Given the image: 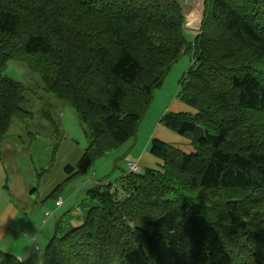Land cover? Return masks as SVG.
Masks as SVG:
<instances>
[{
  "label": "trees",
  "instance_id": "obj_1",
  "mask_svg": "<svg viewBox=\"0 0 264 264\" xmlns=\"http://www.w3.org/2000/svg\"><path fill=\"white\" fill-rule=\"evenodd\" d=\"M184 52L176 97L196 112L159 122L195 150L151 139L159 168L89 188L93 205L56 221L40 264H264V0H207L192 39L174 0H0V139L26 90L3 69L23 61L86 127L58 189L134 135Z\"/></svg>",
  "mask_w": 264,
  "mask_h": 264
},
{
  "label": "rangeland",
  "instance_id": "obj_2",
  "mask_svg": "<svg viewBox=\"0 0 264 264\" xmlns=\"http://www.w3.org/2000/svg\"><path fill=\"white\" fill-rule=\"evenodd\" d=\"M186 36L192 39L195 31L186 30ZM191 65V54L184 52L170 66L167 75L154 89L152 100L142 115L134 135L122 145L97 157L86 175L75 177L56 189L65 178V165H75L89 145L86 127L70 103L43 89L39 73L34 72L26 62L8 60L3 73L24 84L26 90L20 108L25 113L14 116L1 137L0 216L6 213V206L11 203L22 212H27L35 222L38 220L41 222L42 218L46 217V221L55 223L58 220L79 216L82 210L92 206L93 202L88 198L86 189L95 185L97 179L104 181H99L102 183L112 181L116 185L122 168L126 166L127 157L134 154L142 145L147 147L151 140L149 132L164 112H196L195 108L179 99L171 103L168 110L171 98L177 95L181 81ZM160 129L162 132H156V139L178 147L186 153L195 150L188 138L164 125L160 126ZM66 143L68 145H65ZM144 155L148 164L143 165L144 167L159 168L160 159L151 155L147 149L144 150ZM84 177H88L90 181ZM78 180L84 182L79 186ZM53 190L54 194L51 195ZM58 197L63 200L60 207L55 204ZM45 222L42 221L43 224ZM42 230L50 232V226L43 227ZM36 246L39 247L35 245V248ZM39 259L37 264L40 263Z\"/></svg>",
  "mask_w": 264,
  "mask_h": 264
},
{
  "label": "crops",
  "instance_id": "obj_3",
  "mask_svg": "<svg viewBox=\"0 0 264 264\" xmlns=\"http://www.w3.org/2000/svg\"><path fill=\"white\" fill-rule=\"evenodd\" d=\"M177 99L178 98L176 97V95L171 98L168 104V110L171 107V103H175ZM157 120L151 132H149L150 133L149 137L151 139L156 137V132H162V130L160 129V126H162L163 124L159 122V119ZM1 140L2 139H0V142ZM65 145H68V144L66 143ZM5 146L8 148L7 144ZM146 148L147 147L142 145L139 150H137L136 152H134V154L131 155V156H135L138 159V162L142 166L148 165L146 164L147 157L144 155V150H146ZM160 163L161 162L158 161V164ZM84 178L87 181H90L88 177H84ZM95 181H102V180L97 179ZM83 182L84 180L77 181L79 186ZM92 186H94V184L91 185V187ZM87 190L88 189H86L85 191L86 193H87ZM53 194H54V190L51 192V195ZM59 198L61 197L56 198L55 201ZM62 205H63V200L60 206ZM60 206H57V207H60ZM50 212L51 211H49V213ZM43 213L44 212H42V214ZM52 213L53 212H51V214ZM39 221L40 220L35 222L34 219L33 220L31 219L30 215H28L27 212H22L20 209L15 208L11 203H8L6 206V213L0 216V252L17 256L18 259L23 264H37L38 258H40L42 251L53 230V226L56 223V222L52 223L48 220L46 221V217L42 218L43 222L46 221L44 224L42 223V221L41 222ZM46 226H50V232H48V230H45V231L42 230V228ZM35 245L39 246L38 250L35 248Z\"/></svg>",
  "mask_w": 264,
  "mask_h": 264
},
{
  "label": "water",
  "instance_id": "obj_4",
  "mask_svg": "<svg viewBox=\"0 0 264 264\" xmlns=\"http://www.w3.org/2000/svg\"><path fill=\"white\" fill-rule=\"evenodd\" d=\"M183 17V28L200 31L205 17L206 0H175Z\"/></svg>",
  "mask_w": 264,
  "mask_h": 264
},
{
  "label": "built area",
  "instance_id": "obj_5",
  "mask_svg": "<svg viewBox=\"0 0 264 264\" xmlns=\"http://www.w3.org/2000/svg\"><path fill=\"white\" fill-rule=\"evenodd\" d=\"M127 166H128V168H129L130 171H137L138 170L137 164L134 161H132V160H130V161L127 162ZM60 203H61V201H57V204L58 205Z\"/></svg>",
  "mask_w": 264,
  "mask_h": 264
}]
</instances>
